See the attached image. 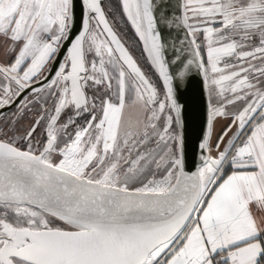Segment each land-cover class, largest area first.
<instances>
[{
	"label": "snow or ice",
	"instance_id": "1",
	"mask_svg": "<svg viewBox=\"0 0 264 264\" xmlns=\"http://www.w3.org/2000/svg\"><path fill=\"white\" fill-rule=\"evenodd\" d=\"M0 264H264V0H0Z\"/></svg>",
	"mask_w": 264,
	"mask_h": 264
},
{
	"label": "water",
	"instance_id": "2",
	"mask_svg": "<svg viewBox=\"0 0 264 264\" xmlns=\"http://www.w3.org/2000/svg\"><path fill=\"white\" fill-rule=\"evenodd\" d=\"M185 98L188 101L186 117L188 120L189 144H191V140L194 138L195 131L198 129V102L193 87H189L188 91L185 93Z\"/></svg>",
	"mask_w": 264,
	"mask_h": 264
},
{
	"label": "trees",
	"instance_id": "3",
	"mask_svg": "<svg viewBox=\"0 0 264 264\" xmlns=\"http://www.w3.org/2000/svg\"><path fill=\"white\" fill-rule=\"evenodd\" d=\"M112 1H114V4L116 3V0H112Z\"/></svg>",
	"mask_w": 264,
	"mask_h": 264
},
{
	"label": "rangeland",
	"instance_id": "4",
	"mask_svg": "<svg viewBox=\"0 0 264 264\" xmlns=\"http://www.w3.org/2000/svg\"><path fill=\"white\" fill-rule=\"evenodd\" d=\"M114 3V1H112Z\"/></svg>",
	"mask_w": 264,
	"mask_h": 264
}]
</instances>
